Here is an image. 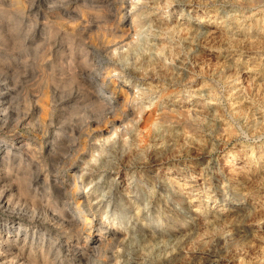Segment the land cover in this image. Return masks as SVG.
<instances>
[{
    "label": "rangeland",
    "instance_id": "obj_1",
    "mask_svg": "<svg viewBox=\"0 0 264 264\" xmlns=\"http://www.w3.org/2000/svg\"><path fill=\"white\" fill-rule=\"evenodd\" d=\"M128 1L117 40L130 36L133 44L99 52L109 69L118 66L112 76L99 77L107 88L99 94H111L119 104L130 100L134 121L119 135L126 124H116L114 131L105 120L96 124L94 115L82 119L84 112L72 111L68 124L88 123L75 135L87 158L81 151L49 153L46 141L60 127L61 112H67L60 106H51L55 117L46 118L47 131L37 132L30 121L16 124L26 115L38 118L39 94H51L48 79L58 73L60 58L41 40L44 2L0 0V92L10 95L0 122L13 120L11 128H0V145L30 147V153L27 147L13 150L9 171L0 168V186L13 189L10 210H0V264H37V236L44 232L37 226L51 227L45 217L37 223V162L44 160V175L54 159L58 163L52 166L70 183L66 174L88 178L77 185L94 191L98 199L92 203L101 204L95 214L86 208L84 218L95 224L92 235L103 225L113 227L107 236H120L124 246L115 249L117 264L124 257L129 264H264V0ZM98 34L112 40L101 30ZM164 114L172 121L163 120ZM120 119L119 114L107 116L108 122ZM76 161L82 164L69 172ZM31 211L34 219L28 217ZM19 224L26 232L17 231Z\"/></svg>",
    "mask_w": 264,
    "mask_h": 264
},
{
    "label": "bare ground",
    "instance_id": "obj_2",
    "mask_svg": "<svg viewBox=\"0 0 264 264\" xmlns=\"http://www.w3.org/2000/svg\"><path fill=\"white\" fill-rule=\"evenodd\" d=\"M41 1L47 5L46 10H45L46 13L44 14V16H42L43 18H41V19H43V27H44L40 31L41 40L42 41H48L47 45L50 46V48H52V50H53V48L57 49L56 52H57V56L59 55L60 60H58V61H60L61 67H58L59 69H55L56 71H58V73L52 72L53 74H50V75L48 74L49 75L48 81H50L52 83V86L49 85L50 87H52V92L49 91V93H51L50 94L51 96H50L47 94V92H43L41 90L42 92H40V94H39L38 106H37V114H39L38 118L35 119L34 115H31V116L26 115L24 117H21L20 120L18 118L17 120H19V121H18V123L16 122V124L20 125V124H24L25 122L30 121V124L32 125V127L35 130H37V132L47 131L48 125H46V124L48 123V121H47V123H45L46 118L48 117L52 120L53 116H54L53 110H56V107L60 106L61 109L64 108L67 112H65L64 109H63V111L65 113L60 111L62 114L59 113L60 114L58 117L59 124L57 123L60 127H58L56 130H54L53 135L48 138V141H46V142H48L49 153L60 155L61 153H66V152H67V154L68 153L74 154L76 151H78V152L81 151L80 154H82L83 156L84 155L86 156L85 153H87V150L84 147L80 146V144L78 143V138L75 136L76 133L78 134L79 127L83 126L86 121L80 120L81 122L79 121L78 124L76 123L75 125H72V126L70 124H68V121L70 120L69 118L73 114L72 111L75 110V111H77L78 114L80 112H84L85 115L82 114L84 116V117H82V119L88 118L89 114L94 115L95 116L94 122H96V124L97 123L99 124L105 120V122H107V129L111 128V130H114V131H117L116 129L118 127L120 128L122 124L125 125L126 123H131L134 121V120H132L134 117L133 116L134 112L132 113V111H131V105H130L131 101L130 100L125 101L123 104H119L116 101L115 97H113L111 94L106 93L103 96H100V94H99L100 92L103 91V89L105 87L102 84V82L100 81L101 76L104 75L105 78L109 77L112 74V72L115 73L118 69V66L115 64L111 65L113 68L112 67H110V68H112V69H109L108 66H110V65L106 61H104V59H102V57L100 56L101 54H99V52H101V51L107 52L109 50L110 51H113V50L117 51L118 46L124 47L127 44H129V45L133 44V40L130 42L127 41L128 39H131V38H129L130 36H127V38L125 37L124 39L121 38L122 40L121 39L117 40L118 38H120L117 36L118 31L119 30L122 31V28L120 29L119 25L121 24V21L124 23L123 19H125V14H122L121 11L123 9H125V7H126L125 4L127 3L128 0H118V1L117 0H68L67 2H64L62 0L64 2V3L62 2V4L59 0H41ZM262 1L263 0H253L252 4H257V3L260 4V2H262ZM250 3H251V1H250ZM97 9H99V10H97ZM39 10H40V8H39ZM96 11L98 12V14L97 13L95 14ZM38 15H39V13H38ZM117 18L120 21L118 23V25L116 22ZM136 19H137V17H136ZM113 22H114V24H111ZM102 23H103V25H102ZM104 24H106V25H104ZM107 24H109V25H107ZM138 24H144V22H142L141 19H139ZM137 27H139V26H137ZM94 28H97L98 32H93ZM100 30L103 31L104 33H107V36H111L112 40L104 41L103 38H101V36L98 34L100 32ZM104 36H105V34H104ZM58 37L62 38V41H60V43L58 42L59 44H57V42L54 41ZM45 47H46V45H45ZM111 61H113V60H111ZM41 62H43V61L41 60ZM114 63H116V62H114ZM54 65H56V64H54ZM42 73H44V72H42ZM53 84L55 86H53ZM40 88H42V87H40ZM134 88H135V85H134ZM62 89L63 90L69 89L70 91L68 90V92H70V94L64 95L65 90L63 91ZM106 90H107V88H106ZM8 96H10L8 93H1L0 92V111H2V107H4L3 105H5L4 103H5V100L7 99ZM48 96H50V100H47ZM71 103H73L75 106H73L74 108H72L71 107L72 105H71L70 106L71 109H70V108H68V106ZM51 106H52L53 110L51 109ZM68 109H70V111ZM134 109H135V107H134ZM137 113H138V111H137ZM118 114L121 115V119L118 122H113V121L108 122L107 121L108 115L116 116ZM91 118H92V116H91ZM56 119H54V120H56ZM88 120H89V118H88ZM163 120H165V121L171 120V118L169 119L168 115L164 114ZM181 120H182V118H181ZM183 120H184V118H183ZM187 121H188V118H187ZM11 122H7V120L1 121L0 122L1 130H5V129L7 130V128L9 129V127L11 128V125H12ZM72 123H74V122H72ZM118 123H120V124H118ZM178 123H180V121ZM86 124H88V123L86 122ZM116 124H118L119 126L116 127ZM129 125L130 124H126L127 128L125 129V131H123V132L121 131L122 133H119V135H121V134L125 135L126 131L129 129ZM185 126L189 127V124L186 122V120H185ZM191 126H193V125H191ZM190 127L188 129H190ZM12 128H14V127H12ZM81 129H82V127H81ZM105 131H107V130H105ZM61 137H63V138H61ZM146 141H148V140H145V142ZM89 142H90V140H89ZM5 145L4 144L0 145V154L1 155L4 154L3 158L1 157L2 159H4V161L2 163H0V168L2 166H6L8 171H9V162H10L13 150L19 151L20 149L22 150L23 148H26V147H27L26 148V150H27L30 147L27 146L28 144L23 145V144H19V143L13 144L10 147H5ZM42 148H40L39 150L41 151ZM37 151H38V149H37ZM27 152H29V149ZM29 153H27V154H29ZM41 154H43V153H41ZM67 154H65V155H67ZM51 157H52V155H51ZM59 157L61 158V156H59ZM86 157L88 158V156H86ZM5 159H6V161H5ZM37 159H38V155H37ZM136 159L140 160L143 158H141V156L139 157L137 155ZM53 161L55 162V159L52 160V162ZM59 161H61V160H59ZM81 161L80 162L76 161V162L72 163L70 166H68V171L72 172L73 170H75L77 164H80ZM145 161H146V159H145ZM143 163H145V162H143ZM44 164H45L44 160L37 162V185H34V186H37V198H39L38 202H37V223H41V222L44 223V219H42V218L45 217L46 221L48 220V224H50L51 227L49 230V228L47 229L44 225H43L44 227L43 226H40V227L37 226V229L44 231L41 234L42 235L41 237H40V235L37 236V241H36L37 242V264H117L118 259L116 258L117 256H115V254H116L115 249H118L119 246H122V247L124 246L120 236H116V234H117L116 232L107 236L106 233H109V230H111V229L113 230V227L109 229L108 226L106 227L103 225L97 226V227H99L98 234L92 235L91 233L93 232L92 231L93 228H95V224H94L93 220H89L86 217L84 218V215L86 213L85 212L86 208H88L87 212H93V214H95L99 211L97 209V206H99L101 204V202L97 203L96 205H94L92 203L93 200L98 199V196H96L97 194L96 195L94 194V191H91V189H90L89 191L84 192L77 185L78 179H81L82 181H84V180L87 181L88 178L84 179L82 175H80V176L76 175L77 172L76 173L74 172L72 174H66V175L70 176L71 179L73 180V183H70L69 180H67L68 178L66 179L65 175L60 176V172L55 168V166H52V164H51L52 170L50 172L49 171L47 172L45 170L47 173H45L43 175L42 170H43V167H45ZM146 164L149 166H152L154 164V162L149 161ZM28 165L29 164H27V166ZM30 166H31V164H30ZM58 166H56V167H58ZM21 168H23V167H21ZM8 171L5 172L6 175H7ZM18 171H19V168H18ZM92 173H94V172H92ZM6 175L4 174L5 177H6ZM18 175L19 174H17L16 176L14 175V180L12 179L14 182L18 181L20 179ZM42 175H43V177H41ZM87 187H89V185ZM10 188H12V186ZM11 191H13V189L6 190L2 186H0V210L1 211L3 210L2 212H8V210H10V208H11V206H10V204H11L10 199L11 198L9 195V193ZM76 197L79 198V201L77 200L78 202L75 201ZM129 203H131V202H129ZM33 207H35V206H33ZM114 211H113V213H114ZM34 213H35V211H31V216H28V217L34 219ZM22 227L23 226L21 224H19V226L17 227V231L20 233L26 232V230L23 231ZM44 228H46L47 230L46 229L42 230ZM86 228H87L88 232L84 233L83 229H86ZM12 229H13V226L8 227V233ZM20 233L17 235H20ZM61 236L64 237V243H61ZM23 237L24 238L27 237L26 234ZM21 241H23V240H21ZM24 241H25V239H24ZM7 244H8V246L12 245L9 243H7ZM30 249H31V246H30ZM13 251H15V250H13ZM7 253H8V250H7ZM125 253H127V252H125ZM29 257H31V256H29ZM31 263H27V264H31ZM129 263H130V258L125 259V257H124L122 264H129ZM10 264H13V263H10Z\"/></svg>",
    "mask_w": 264,
    "mask_h": 264
}]
</instances>
